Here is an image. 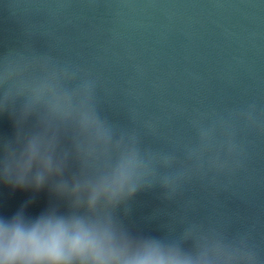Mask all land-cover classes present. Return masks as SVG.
Masks as SVG:
<instances>
[{
	"label": "water",
	"instance_id": "1",
	"mask_svg": "<svg viewBox=\"0 0 264 264\" xmlns=\"http://www.w3.org/2000/svg\"><path fill=\"white\" fill-rule=\"evenodd\" d=\"M9 51L51 55L94 78L98 111L117 133L135 132L142 147L174 157L171 170L190 174L172 198L156 184L115 210L131 234L246 232L264 261V0H0V56ZM202 131L217 146L231 131L240 166L208 171ZM14 133L5 112L0 136ZM53 206L70 211L47 187L0 183V216Z\"/></svg>",
	"mask_w": 264,
	"mask_h": 264
},
{
	"label": "clouds",
	"instance_id": "2",
	"mask_svg": "<svg viewBox=\"0 0 264 264\" xmlns=\"http://www.w3.org/2000/svg\"><path fill=\"white\" fill-rule=\"evenodd\" d=\"M96 87L51 55L0 56V116L8 112L15 127L13 137L0 136V183L47 187L70 209L29 217L21 207L0 216V264H264L246 232L191 225L179 240H166L128 231L117 208L156 184L172 198L191 176L171 170L174 157L142 147L135 132L117 133L98 111ZM244 115L253 121L251 110ZM31 118L34 126L25 130ZM224 137L217 146L201 132L208 171L240 166L233 133Z\"/></svg>",
	"mask_w": 264,
	"mask_h": 264
}]
</instances>
